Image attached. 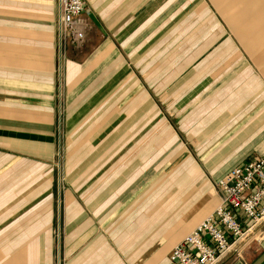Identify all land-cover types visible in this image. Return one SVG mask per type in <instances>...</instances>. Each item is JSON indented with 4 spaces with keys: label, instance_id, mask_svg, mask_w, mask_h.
<instances>
[{
    "label": "crops",
    "instance_id": "crops-1",
    "mask_svg": "<svg viewBox=\"0 0 264 264\" xmlns=\"http://www.w3.org/2000/svg\"><path fill=\"white\" fill-rule=\"evenodd\" d=\"M83 1L62 55L58 0H0V264H156L166 236L172 264L212 183L264 156V0Z\"/></svg>",
    "mask_w": 264,
    "mask_h": 264
},
{
    "label": "built area",
    "instance_id": "built-area-1",
    "mask_svg": "<svg viewBox=\"0 0 264 264\" xmlns=\"http://www.w3.org/2000/svg\"><path fill=\"white\" fill-rule=\"evenodd\" d=\"M58 7L60 44L82 47L88 29L82 18L84 1L58 0ZM217 187L223 196L220 206L173 249L172 264H218L248 231L264 222V156L234 168ZM237 213L248 224L246 229Z\"/></svg>",
    "mask_w": 264,
    "mask_h": 264
},
{
    "label": "rangeland",
    "instance_id": "rangeland-1",
    "mask_svg": "<svg viewBox=\"0 0 264 264\" xmlns=\"http://www.w3.org/2000/svg\"><path fill=\"white\" fill-rule=\"evenodd\" d=\"M57 39H58V43H59V47L61 49L62 55H63V52L65 50H67L68 48H73V47H69V46L64 47L63 45L60 44L59 36H58V30H57ZM61 133H62V129L60 127V130L58 131V134H60V138L58 137L59 144L57 147L58 149L56 151L55 161H54L55 170L57 172L56 178L59 181L58 182V185H59L58 189L60 190V193L63 191V184H64V176L62 173L63 148H62V143H61ZM167 173L170 175H167L168 177H166V182L167 183H169V181L172 182V180H174V178L173 179L171 178V173H169V172H167ZM217 183H212V190L214 193L213 197L215 198V196L217 197V195H219L220 199L222 200L223 196L221 194V191L217 187ZM152 212H154V211H150V214ZM170 228L173 229V227H170ZM176 228H178V227H176ZM61 238H62V231L60 229H56V244L58 245V249H59V246L61 247V245H62V239ZM169 238H170V236H166L165 241L150 244L151 247H150V251H149V256H150L151 260L154 261L156 264H159L160 262H162L161 256H159V254H160L159 249L162 250L164 253L169 251L170 247L168 250L167 249L165 250V248H164L165 245L169 242L168 241ZM261 238L263 241L264 240V222H262L261 224H259L255 228L248 231V233L245 234L243 239L234 247V249L225 258H223L218 264H232V263L236 262V259H238L237 258L238 253L241 250L246 249L248 246H249V250L258 249L259 247L256 246V243H257V240H259ZM113 244L111 246H113ZM135 244H136L135 242H126V245H129V247H132V246L134 247ZM154 249H158V250L154 251ZM126 251L127 250H125V249L124 250H122V249L120 250L119 248L117 249V252L119 255H124ZM240 261H241V263L244 264L242 259H240ZM57 264H68L67 259L64 258L62 253H60V257L57 260Z\"/></svg>",
    "mask_w": 264,
    "mask_h": 264
}]
</instances>
